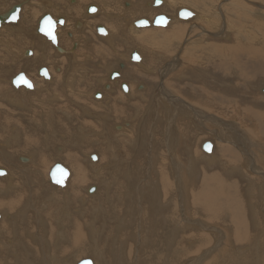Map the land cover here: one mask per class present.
I'll use <instances>...</instances> for the list:
<instances>
[{
    "label": "rangeland",
    "instance_id": "1",
    "mask_svg": "<svg viewBox=\"0 0 264 264\" xmlns=\"http://www.w3.org/2000/svg\"><path fill=\"white\" fill-rule=\"evenodd\" d=\"M14 1H11V3ZM46 1H49L53 5V9L59 10V8H60L61 11L63 10L62 12H67L68 10L66 11L65 9L69 8L74 3V2H71L70 0L68 2H66L67 0H62L63 5L60 6L57 4L58 3L57 1L56 2L54 0H46ZM128 1L130 3H133V1H134L135 5H136L135 9H136L137 14H134L135 17H133V18H145V19L149 20L150 22H152V20H151V19H153L152 17L157 16V15L168 14L171 17L169 23L164 27V29H161L162 27L160 28L161 30L155 29V28H152V25H151L149 28H147L145 30H142V31L139 30V33L140 32H148L149 33L148 35H151V32L154 31V29H155L158 31L160 30L162 33L167 32V34H170L178 26H185L189 32V34L188 33L185 34V37L188 40L185 39L184 36L177 34L178 39L176 37V39H174L171 43H169L168 48H166V45L163 46L161 44L162 42L166 43L168 39H165V38L161 37L160 35L155 36V38L150 39V40H155L156 43L159 41L161 42L159 44L162 47L159 48L160 45H158V48H159L158 50L160 51V53L159 54L153 53V57H155V59L158 60V61L156 60V63H164V62L169 61L170 54H168V53L175 52V49L176 50H182L183 49L182 46L184 48H186V45L189 42L192 43L191 45L211 44V45L215 46V49H211V47H209L208 48L209 50H207V51L199 50V49H191L188 53V55L189 56L191 55V56L188 57L187 58L188 60H185V62L182 64V72L184 75H180V76L176 77L175 80H173V81H172V79H173L172 76H174V72L171 73V74H173L172 76H171V74L166 75L164 69H167V67L159 68L160 64H158L159 67L155 66V64H153V69H154L153 73L145 74L146 73L145 70L140 71L141 73H139L140 76L138 78V82H136V84H139L137 87V91L141 92L144 89V86L142 85V83L144 85L147 84L146 88H147V86H149V87L147 88V91L144 94L145 95L144 98H146V99H142L140 97L127 98L126 103L128 100H129L128 102H130V103L129 104L123 103V105H125V106L121 109L118 105L119 102L113 100L114 98H116L118 96V92H116V90L110 91L106 87H104V88L101 87V91L99 89L103 80L105 83L108 81L112 83V81H110L109 78L107 81V79H106L107 75L106 74H107V71L110 68L114 67L119 60L117 52H110V53L108 52L109 54L106 58L98 59L95 63H92L91 65H89L90 63H87V60H84V58H82L83 56L79 55L78 58L76 59V63L69 61V60H67V61L63 60V63H64L63 66H61L60 64L54 63V65H57L55 68H54V66H52L51 63H53V61H56V58H55V56L53 57L52 55H50L48 60H47L48 64L44 63L43 66L37 65L36 68H38V66H40L39 68H42V67H45V65H46L45 68L49 69V70L51 69L52 71L51 70L50 71L55 76L57 75V77H58L59 75L62 74V76L60 77L61 80L58 78H57L58 79L57 80L55 78V81L58 83H61V81H62L60 87L58 86V88L56 90L57 92H55L53 90L54 87H53V83H51L52 80L51 81L47 80L48 81L47 82V81H45V79H43L39 75H34V74L32 75V77H28V75H27V77L29 78L30 81L32 80L34 82L36 91L37 90L49 91V89L51 87H53L52 90H53V92H55V95L53 96L54 100L52 97H49L48 99H46L45 95L47 93L43 96H39L37 93H34L33 91L24 92L23 90L22 91L19 90V88H24V87H18V89L17 88L14 89V87L12 85H10L9 88L12 90L13 94H15V96H19L23 103L24 102H27V103H24V104L22 103L23 105L21 104L20 106H14V105L10 106V105H8V102L6 104L5 101L3 103H1L0 106H2V105L6 106V107L5 106L2 107L3 108L2 112H1V108H0V114H1L0 117L1 116L3 117V118L2 117L0 118V120H1L0 123L3 122L2 124H0V126L2 128L6 129V127H5L6 121L15 120V119L18 120L17 118L21 119L20 116L22 117V119L25 118V120H28V119H26L27 114H25V113L28 112L29 106L31 109V105H30V103H28L29 100L37 101L41 104L43 102H46L47 104L49 103V106L51 103L53 104V103L57 102L59 104L61 102V104L66 105V106H61L63 108L66 107L64 110L72 109V107H73L77 111L81 110L82 106L87 105L88 100L90 102H91V100H94L97 102L102 100L104 102L102 104V106H104V108L109 110V121H110L111 126H110V128H108L109 129L107 132L108 135L107 136L105 135L106 137H104V135L101 134L102 128L100 129V125L97 124L96 122H94L93 120H91L90 118H87L84 115L80 114L81 111H79L80 113H78L77 121H75L74 123H69V124L64 122V124L62 125V127L64 129L63 132H67V134L68 133H70V134L67 135L65 133L66 134L65 135L62 132L61 134H63V135H57V133H56L55 138L57 141L55 140V138L50 139L51 142H57V143H54L52 147H49V149H47L48 152H46V154L48 153L47 155L49 158L54 156L56 149H57V152L61 153L62 151H61L60 146L62 145V143L63 144L66 143L64 145L68 144V146H65V148H64L65 152H66V149H71V150L77 149V155H78L79 161L85 159V157H88L85 153L86 150L89 151V155L90 154L91 155H94V154L97 155L98 154L97 156H99L100 165H103V167H105V169H103L99 172H94L93 174H90V173L89 174H81L80 171H77L78 174H70V177L76 183L78 197L75 196L74 199L72 200V202L69 201V206L71 205V207L67 208L65 206L66 207L65 213H67V215L65 217L63 216L62 221L59 220L61 225L59 223V224H57V226H56V223H53V222H56L59 217H62V212H61L62 210L60 211L59 209L55 208V206H56L55 204L58 203L59 205H61L64 203V199H63L62 195H63V190L65 187L61 189V188L54 187L53 185L50 184L53 187V189H52V187L50 188L49 184H46L47 183L46 179L44 182V179L42 177H40V182H39V192L40 193L36 194V196L35 195L33 196V198L37 197L36 200L34 198L35 207H36L33 209L34 212L33 211L30 212V211L24 210L22 208L21 209L22 211L21 210L18 211L20 214L17 213L16 211L13 212L14 214H11L12 212H10L7 209V213L10 216L5 215V218L3 220L5 223H3V221H2V223H0L1 224L0 230L2 228L7 229V225L9 222H12V224L17 228V229L15 228V229L18 230L17 232H16V230H13L14 232L11 230L5 231V234H4V231H2V230H1L2 232L0 231L1 232V234H0L1 235L0 236L1 243L0 244L3 245V248L5 247L4 248L5 251L3 248H0V250L3 249V251L6 252L8 247L10 246L9 251H7V252H9L11 255L10 256L6 252V254H7V257H6V254L3 253L4 258L2 257L1 260L8 258L9 264H19V262H21V264H25V263L26 264H33V263L34 264H43V262H44V264H56V263L52 262L53 261L52 259H50V261H49L48 258L54 255V251L56 248H57V250H59V253L63 252L62 248H69V246H70L69 241L73 238V234L71 235V233L75 232V230L77 228V229H82L83 233H84V242L82 243V245L80 247L82 250L80 251V254L78 253L79 256L75 255L76 257L73 256L71 253L61 256L60 259H64V262H66L67 264H74L75 263L74 261H76L77 258L80 259V261L83 259H90L91 261H94L93 262L94 264H98V263L99 264H123L124 262H125L124 264H134V262H136V264H140V263L143 264L142 263L143 259L146 258L148 253H149L148 261H147V263L145 262V264H158V263L159 264H194V263L200 264L201 262H202L201 264H239V263L240 264H264V203L261 202L262 200H264V197H263L264 191H262V194H261V192H259V188H260L259 186L262 185V184L259 185V181H260L259 176L258 175L256 177L250 176L251 173L252 174H256V173L262 174L264 172L263 162H259V161L257 162L258 168L256 169L255 173L253 172L254 170L251 166H250V169H248L246 167L245 170H242L243 169V168H241L243 165L242 161H244L246 159V158H243V156L241 155L243 152H240V150L238 148L236 149V148H233V146L232 147L228 146V144H226L224 142L221 143L220 141H215L214 135L209 133L210 129H212V125H211L212 122H221L222 123V121L232 120L235 122V126H236V127H233L234 133H238V134L241 133L243 135L244 140H249L250 137H249L248 131L254 129V126L251 125L249 122L252 121L254 114L257 113V114H259V116L264 117V93H262V90L259 89L260 87L264 88V76H263L264 72L262 69H260V70L259 69H256V70L253 69L254 72L251 70L252 74L250 75L252 77L249 79L247 77V75L250 74L249 69L258 66L257 62L259 60H253V58L251 57L252 54H256L258 52V56H260V59L262 58L260 61H263V66H264V59H263V57H264V0H197V1H195V4H193V5L191 4L192 1H190V2L184 3V4H186V6L179 5L180 7L177 6L178 3H175V2H173L174 6L172 7L169 0H163L164 2H161V5L159 7H152V5L150 3H148L151 0H147V1L146 0H128ZM76 3H79V2H76ZM76 3H75V6L78 5ZM118 3L120 4L119 6H121V2L118 1ZM140 5H142V6H140ZM127 7L125 5L126 9H128ZM178 7H179V9L186 8L187 10H190L191 12H194V13L196 12L197 14L195 13L196 14L195 17H193V18L191 17L187 20H181L179 18L175 19L176 18V16H175L176 10H174V9H178ZM139 8L141 10H139ZM157 8L159 10L160 9L161 10L158 11ZM82 10H83V8H82ZM197 11L199 12V15L201 14L200 18L198 17L199 15H198ZM68 12L70 13L71 11L69 10ZM82 13H83V11H82ZM145 14H146V16H145ZM202 16H203V18L207 17L206 19L209 18V19L213 20V23H210V22L202 19ZM243 16H246V17H243ZM124 18H126L127 22H129V23L123 21ZM27 19H29V18L27 17ZM77 19L79 21L80 20L83 21L82 18L81 19L80 18H73V20H77ZM97 19H98V21L100 20L99 17H97ZM122 19H121L122 23H123L122 27L129 29L128 27H131V22H130L131 19L127 16H123ZM214 20H215V22H214ZM32 22L35 23V20L32 21L31 19H29L28 22L25 24L26 32L27 33L29 32L27 34L26 38H30L29 34L31 33V31L29 30V28H30ZM99 22L102 23V21H99ZM113 23L117 24L118 21L114 20ZM214 23H216L218 25H216ZM89 28H93V27H91V25H90ZM71 30H73V27L71 28ZM135 30H137V29H135ZM126 32H127V34H129L128 30H126ZM228 33L230 34L231 37L229 36ZM247 34H248V36H247ZM190 35H192V36H190ZM235 35H236V37H235ZM2 37H4V36H0V38H2ZM41 37H44V36H41ZM67 37L70 38L69 36H67ZM157 39H158V41H157ZM144 40H146V35L145 36H138L137 40H135L136 41L135 45L140 44L139 42L144 41ZM196 41H198L199 43L201 42V43L199 44ZM120 42H124V41H120ZM97 44L101 45L102 43L99 40V43L97 42ZM140 45H139V50L140 49L143 50V48H140L143 46L142 45L140 46ZM224 45L226 47H223ZM27 46H32V45L29 44ZM27 46L24 48H27V50H29L30 48H28ZM65 46H67V44H65ZM107 46H108V44H107ZM128 47L129 46H127V47L125 45L123 46V44L120 45L121 49L119 48L118 52H121L122 58L123 57L126 58L127 53L130 52ZM189 47H191V46H189ZM19 49H21V48H19ZM136 49H138V48H136ZM66 50L69 51V49H66ZM231 50H232L233 57H235L239 62H241V63H239L240 68L238 70H234V66H231L232 72H231V69H230V72L232 75L228 74V71H227V74L225 72H223L222 71L223 68H221V70H218L216 68L217 58L223 57V55L227 58L229 53L227 54L226 51H231ZM14 51L19 52V50H11V49L9 50L8 47L0 45V58H1L0 67H1V64L4 63L3 68L6 66L4 70L8 71L7 74L9 76H12V74L13 75L19 74V73H21V70H24L23 67H21L20 69H19V67H16L14 69H10V64H8L5 61V56H8V59L10 61H12L11 55L13 54ZM74 52H76V51H74ZM30 54L32 55L31 52H30ZM89 54H91L90 51H89ZM60 56H62V55H60ZM167 57H168V59H165ZM60 58H62V57H60ZM125 58H123L124 59V60H122L123 62L122 61H120V62L124 63L126 61ZM23 59H24L26 64L28 62L32 61V60L26 59V58H23ZM16 60L19 61V58L17 57ZM60 61H62V60H60ZM141 61H140L141 63L138 62L139 67H142V63H144V61L142 59H141ZM70 63H73L72 67H70V65H71ZM18 64L20 66L21 63L19 62ZM68 64H70V65L67 67ZM149 64H148V66H149ZM206 64H207V67L205 66ZM229 65H232V63L230 62ZM57 67H59V68H57ZM99 67H100V69H99ZM115 68L117 69L118 67L115 66ZM119 68H120V66H119ZM33 69H35V68H31V70H33ZM155 69L158 72L157 75H156ZM228 69H229V67L227 68V70ZM221 71H222V73H221ZM99 72H100V74H99ZM143 73L145 74V76ZM253 73H255V74L253 75ZM160 74L162 75V77ZM164 74L166 76H164ZM234 74H235V76H234ZM66 76H68V77H66ZM142 76L144 77V79ZM169 76H171V80H169L170 79ZM98 77H100V78H98ZM196 78H198V79L196 80ZM6 79H7V77H5L3 79L5 81H2L5 84L8 83L6 81ZM180 79L182 82L180 81ZM155 80H157L158 83L160 82V84L158 85V83ZM162 81H164L165 83ZM183 81H184V83H183ZM153 82L155 83L154 85H153ZM169 82H170V84L171 83L172 84L168 85ZM5 84H4V86H5ZM65 84H66V86H65ZM72 84L74 85V87L71 90ZM106 84H108V83H106ZM113 84L116 85L115 83H113ZM174 84H176V85H174ZM233 84H234V86H233ZM160 85L161 86L165 85V87L167 89V90L165 89V91H167V93H169V94L173 93L176 96H180L181 98H184L188 104H192V107H194L197 110L199 109L198 111H200V109H201V111L203 110L201 112L202 117L199 114L196 115L190 111H187V113L184 114V115H188V118H190V120H192V122L196 123L195 122L196 119L204 121V122H201L198 124L199 127L203 125L202 123L206 122L204 124V128L206 127V129L202 130L203 132H201V129L197 128L195 125L193 126L192 125L193 123H191L190 120L185 119L183 121V118L178 116L180 118L177 117L176 122H178L179 120H181V122L177 123L178 125H176L175 131L179 136L175 137L176 145L171 147V153L169 151V147L166 145V144L169 145V143H168L169 141L166 139V137H165L166 133L164 131V129L167 130V127H165V124L169 123V122H165L166 118L163 114H161L162 110H160V107L155 108V106H157V105L152 103V101H151L152 93L159 94L157 92V90L161 91V89H159V88H161ZM180 85H181V87H179ZM185 85H186V87H185ZM32 87H33V85H32ZM43 87H44V89H43ZM66 87L68 88V90ZM189 87H191V88H189ZM163 88L164 87L162 86V89ZM185 88H187L188 91L185 90ZM102 89H104L105 92H103ZM183 89L185 91L181 93V90L183 91ZM228 89L231 91H229ZM232 89L234 92H232ZM201 90L203 91V93L199 94L198 92ZM108 91H109V93H108ZM112 91H114V92H112ZM14 92H16V93H14ZM97 92L100 93V97H97L98 99H96V97L94 96V94ZM187 92L189 94L190 93L191 94L189 95V94H187ZM68 93H70V94L72 93V94L70 95ZM77 93H79V94H77ZM114 93H116L115 96H114ZM146 93L149 96L148 98H147ZM179 93H181V94H179ZM36 94L38 95V97ZM123 94H124V92H123ZM169 94H166V95H168L169 97L174 99V97L172 95H169ZM75 95H77V96L79 95V96L77 97ZM186 96H187V98H186ZM194 96H195V98L197 97V99H195V101H194ZM198 96H200V97L198 98ZM201 96H203V97H201ZM124 97H128V96L126 95ZM38 98L40 100L45 98V100L43 102H40V100ZM50 98H52V99H50ZM161 98H163V97L161 96ZM190 98H193V99L191 100ZM232 99H234V100L230 101ZM234 101L236 102V104L241 103L239 108H237V110H234V111L230 108L226 109L228 107L227 105L228 104L230 105L231 103L234 104L235 103ZM193 102H196L197 105L195 106V104ZM91 103H93V102H91ZM152 104L154 105L153 110L151 108V107H153ZM27 105H28V107H27ZM185 105L187 106V104H185ZM6 108H9V109L6 110ZM104 108H100L98 106H96V107L91 106L92 110L96 109L92 112H98V113H104L105 112ZM189 108L192 110L191 107H189ZM37 109L40 112V109L39 108H37ZM151 110H152V112H150ZM260 111H262V112H260ZM203 112L206 113V114H204L206 117L203 115ZM4 113L12 114L10 119L7 117V120H5ZM14 114H15V116H14ZM59 115H62V114L59 113ZM24 116H26V117H24ZM249 116L252 119H250ZM209 117H210V119L207 121V119ZM133 119H134V121H133ZM213 119H214V121H213ZM257 119L259 120L260 117H257ZM72 120H74V119H72ZM125 120L127 123H130L129 127L123 128L122 130L112 128V126L114 127L115 125L120 126L121 123H123ZM81 122H83V126H85L84 129L79 126L81 124ZM51 125H53L55 129L57 127H60V131H62L61 126H57L53 122L51 123ZM207 125H210L211 127L207 126ZM22 126L24 128L30 127V124H22ZM32 126H33L34 130L37 131V127L35 125H32ZM106 126H108V124H106ZM178 126H179V128H178ZM183 126L187 127V129H186L187 131L185 129H183ZM1 127H0V133H1L0 136H2L3 135L2 132L5 131V130L2 131ZM77 127H78V129H77ZM193 127H195V128H193ZM98 129H100V131ZM43 130H44V127H42L41 131H37V132L40 135H43ZM216 130H217V134H218L219 128ZM75 131L77 133L74 136H71L69 139H66V138H68L69 135H71ZM221 133H222L221 138L225 139L223 141H226L229 139H230L229 141H231V142L234 141L233 136L229 137L227 131L224 130L223 132H220V134ZM253 133H254V131H253ZM61 136H63L64 138ZM107 137H109L111 139L113 138L112 140L117 139V140H115V142L116 141L117 142L114 143L112 150H111V148H109L106 145L105 138H107ZM58 138H59V140H58ZM206 138H208V139H206ZM61 139L63 141L65 139V141L63 142ZM200 141H201V143H200ZM181 142H182V144H181ZM204 142H210L213 146L216 145L215 144L216 142L221 143V144H218L217 152L215 153V156L213 157L215 160L213 158H210L211 161L213 159L214 163H212V164H208V162H207L208 159H206L204 157V154L209 155L211 153H205L199 147V145L202 146V144ZM260 142L263 143L261 149H262V153H264V139L261 138ZM246 144H248V143H246ZM56 146H58V147H56ZM225 146H227L226 148H228L229 151L224 150ZM166 148H167V150H166ZM242 151H244V150H242ZM82 153H85V157L79 155ZM248 153H249V157L252 159V162L254 164V160L252 158L251 152L248 151ZM199 154L202 155L204 159ZM258 155H259V157L263 156L262 154L260 155L259 153H258ZM108 156H109V159L112 156V162H111L110 166H108L109 164H107V166H106V163H105L107 161ZM161 158H162V160H161ZM87 160H88L87 162L93 163L91 160H89V159H87ZM169 160L172 163H175V165H179L178 167L181 166L179 168V170L177 171L179 173L178 175L175 174V172H171L170 167H169ZM56 161L60 163V161H58V160H56ZM97 161H98V159H96L93 164H95ZM30 162L32 163V161L30 160L25 165V164H22V163L17 161L16 166L23 169V168L28 167L31 164ZM50 162L47 165H49ZM62 162H61V164H63ZM72 162L74 163V161H72ZM79 163L80 162H78V164ZM241 163H242V165H241ZM0 164H4V162L0 161ZM63 166H65V165L63 164ZM0 168H2V167H0ZM3 168H4V166H3ZM5 168H7V167H5ZM38 169L41 170L42 167H38ZM116 169H117V171H116ZM221 169H223V170L220 171ZM233 169H234V172H233ZM199 170H200V172H199ZM188 171H190V172H188ZM223 171H227V172H224L222 174ZM240 171H242L243 173L241 174ZM238 172H240V173H238ZM192 173H194V174H192ZM30 174H32L33 176L37 175V174H33L32 172H30ZM148 175L150 176L149 180L152 179L151 182L157 181V180L162 182L163 179L165 177H167L169 180L168 183L171 184L170 187L164 186L163 188H161V191H163L162 189L168 190V192H169L168 197L172 200L170 202L171 208L167 207L165 209V211L163 212L162 217H163V219H165V223H161V225L164 224V226L159 225L160 222H163V221H161L160 213L157 212V205L154 204V201L151 198L146 197L145 191L148 189H150V190L154 189L153 186H150V188H149V186L147 185L148 181H144V178H146ZM174 175L179 176V178L181 177L180 181H179V185L182 183V187H180L182 190L180 189V191H181L180 193L178 191L179 188L176 185L177 180L175 179L176 177ZM263 175H264V173H263ZM209 176L210 177L216 176L215 177L216 181L215 180H208L207 178H205V177H209ZM245 177H247V178H245ZM47 178H48V174H47ZM121 179H123V180H121ZM18 180L19 181L22 180V181H20V183H22V187L28 186L29 185L28 182H30V181H28V179H18ZM41 180H43V181H41ZM41 182H42V184H41ZM250 182L252 183L253 187H252V185L249 184ZM24 184H25V186H24ZM71 184H72V182L69 185H71ZM92 186H94L95 188L99 187L101 190L97 189V192L95 194H92V196H90V197H86L87 196L86 193H88L89 188ZM227 186L231 191L224 193V191L227 189ZM42 187H45L47 189H45V188L42 189ZM158 189H160V187ZM172 189H174V190H172ZM242 189H244V190H242ZM234 190H236L239 193V196L241 197L242 200H244L243 196L245 197L244 202L254 201L253 203L255 205V208L249 207L247 209L245 204H242L241 207L240 206H234L233 207V208L238 207L240 210L236 211V210H233V208L228 210L226 205L223 204V203H225L226 198H227V200H229L231 202L235 201L233 203L239 202V201H237V194H235ZM43 191H44V193H43ZM172 191H174V192H172ZM186 191H187V193H186ZM199 191H202L200 194V197H195L197 195L195 193L196 192L199 193ZM29 192H30V190H29ZM47 192H48V194H47ZM213 192H214V194H213ZM210 193H212V196ZM259 193L261 194V196L259 195ZM57 195H59L58 198L56 197ZM192 195H193V198L196 202L192 203ZM228 195H229V197H228ZM154 196H152V197H154ZM207 196H209V197H207ZM218 196H220V197L218 198ZM230 196H233V197H230ZM52 197H53V201L51 200ZM182 197H183V199H185V202L182 201ZM205 197H207V198H205ZM253 197H255V198H253ZM44 198H46V199L44 200ZM199 198H201L203 202L209 198L210 200H212L213 203L208 206L209 209H202L203 207H205V205L202 204V202H201V200H199ZM213 198H214V200H218V201L216 203H214ZM246 198H248L247 199L248 201H246ZM209 199L206 201H210ZM39 200H40V203H39ZM49 200L51 202H49ZM86 200H87V202H86ZM221 200H223V201H221ZM157 202H159V201L157 200ZM200 204H202V207ZM39 205L40 206L43 205V206H41L43 208L40 209L41 207ZM159 207H160V204H159ZM191 208L193 210H191ZM199 208L202 210H200ZM17 209H18V207H17ZM23 210L26 211V213ZM195 210L200 212V213L197 212L198 214L196 215ZM224 210H225V212H224ZM28 212H30V213H28ZM42 212H43V214H42ZM44 212H45V214H44ZM48 212H49V215L46 216V214H48ZM52 212H53V214H51ZM23 214H25L26 217L29 216L28 219ZM54 214L56 215V217L52 216ZM42 215L44 218L42 217ZM23 216H24V219L22 218ZM32 216H33L34 221L30 222L32 219ZM48 216H50V217L52 216L53 219H51ZM36 217H37V219H36ZM40 217H41V219L43 218L45 220H43V219L41 220ZM156 217L158 218V221L160 219V222L156 221L157 220ZM185 217L187 218V220L184 219ZM210 218H211V220H210ZM14 219H15V221H14ZM25 219H26V221H25ZM16 220L19 222L17 223ZM120 220H121V227L119 229H117L119 227ZM169 220H171V221L169 222ZM22 221L23 222L25 221L24 223H26L27 226H29V227L25 226V224ZM42 221H44L43 222L44 224L43 223L41 224ZM155 221H156V224H155ZM166 221H168V222H166ZM236 221H238V222H236ZM88 222H90L91 224ZM32 223L33 224L35 223L36 225L35 224L33 225ZM45 223H47L46 228H44ZM63 223H65V224H63ZM196 223H198L199 226ZM16 224H18L20 227L17 226ZM74 224H77V227H73ZM89 224L92 225L91 229H90ZM43 225H44V227H43ZM52 226H56V227H52ZM60 226H61L60 230H63V232H61L59 230ZM62 226H63V228H62ZM224 226H225V229H224ZM38 227H41L42 229L41 228L39 229ZM43 228L45 230V233H44ZM93 228L95 230H92ZM54 229H55V232H54ZM183 229H185V230H183ZM30 230L33 232V234L35 233L38 235L34 241L30 237V235H31ZM119 231L121 234L119 233ZM19 232H22V233H19ZM42 232L44 233V235L46 234L45 237H44ZM51 232H52V234H51ZM60 232L62 233L61 238H60V235H61ZM66 232H67V234H66ZM23 233H24V237H23ZM39 234H41V236ZM68 235H70L71 239H69L70 237ZM66 236H67V238H66ZM25 237H27V238H25ZM144 237L147 239H145ZM2 238H4V239H2ZM41 238H42V240L43 239L44 240L39 242ZM46 238H47V240H46ZM75 238H77V237H75ZM12 239H16V241L14 242V240H12ZM23 239L30 241L32 244H36V245L39 244V246H41V247L37 246V250L32 253L31 251H29V248L24 249ZM93 239H95V241ZM6 240L7 241L9 240V242H10V243H6L8 247H6L3 244V241L5 242ZM153 240L155 241L154 246H152V243H151V241H153ZM46 241H48L49 243H46ZM50 241H51V243H50ZM55 241L59 242V244H56ZM17 244H19V245L21 244L22 247L17 246ZM45 244H48V246H46ZM61 244H63V246ZM139 244H140V249H139ZM42 245L45 247L44 249H42ZM93 246H96V248H97V249L95 248L96 249L95 251L102 254L101 258L98 255H97L98 257L97 256L94 257V254L91 252L92 250H94ZM59 247H60V249H59ZM15 248H17V249L15 251H13V249H15ZM52 248H54V249H52ZM89 248H92V249H89ZM40 249L43 250L44 252H46V254H48L47 253L48 250L52 251V253L50 252V256L49 255L44 256ZM87 250H89L88 253H85V255H83L84 251H87ZM118 250H120L122 252H120ZM15 252H19L22 255L20 258L22 259L24 256L25 259L23 258L24 260L22 259L20 261H19V259L16 260L17 257H15V254H14ZM0 253H2V251H0ZM51 254H53V255H51ZM37 255H38L39 259H37ZM139 255H141V261L139 260ZM39 256L40 257L42 256L41 258L43 260ZM67 256H69V257H67ZM45 257L47 258V261L45 260L46 259ZM214 258H215V261H214ZM235 258H239V259H235ZM10 259H12L11 260L12 263H11ZM34 259H36V260L34 261ZM119 259H120V261H119ZM24 261H26V262L24 263ZM38 261H40V263ZM68 261L71 263H69ZM199 261H200V263H199ZM47 262H49V263H47ZM58 264H60V263L58 262Z\"/></svg>",
    "mask_w": 264,
    "mask_h": 264
},
{
    "label": "bare ground",
    "instance_id": "2",
    "mask_svg": "<svg viewBox=\"0 0 264 264\" xmlns=\"http://www.w3.org/2000/svg\"><path fill=\"white\" fill-rule=\"evenodd\" d=\"M11 1H14V0H0V15H2V14H4L5 12H7V11H9L10 10V8L11 7H13V5H17V4H20L21 5V9H20V12H19V17H18V20H17V22L16 23H13V24H9V23H2V25H0V36H4V37H2V38H0V45H2V46H6V47H8V49L10 50H19V52L18 51H14L13 52V54L11 55V60L12 61H10L9 59H8V56H5V61L8 63V64H10V69H14V68H16V67H19V69L21 68V67H23L24 68V70H21V73L22 72H24V74L26 73V75H28V77H32V75L34 74V75H37V72H38V69H39V67L40 66H38V68H36L37 67V65H41V66H43V64L44 63H47L48 64V58H49V56L50 55H52L53 57L55 56V58H56V61H53V63H51L52 64V66H54V68L57 66V65H54V63H56V64H60L61 66H63V60H69V61H72V62H75L76 63V59L78 58V56L79 55H81V56H83L82 58H84V60H87V63H90L89 65H91L92 63H95L98 59H104V58H106L107 56H108V52H107V49H109L110 50V48L113 50V51H115V52H118V50H119V48H120V45L121 44H123V46L125 45L126 47L127 46H129L128 48H129V50L130 51H132L135 47L136 48H138V49H134V50H136L137 51V53L139 54V57H140V60L142 59L143 61H144V63H142V67H139L138 66V64L136 65V64H132V63H130L129 62V60H128V58H129V53H128V56H126V61L123 63V65H122V68L121 69H123V70H121V69H118L117 71L120 73V72H122L121 74H122V78L120 79V80H117V79H114L113 81H112V83L111 82H106V83H108V84H106L105 82H104V80L102 81V83H101V86L99 87V89H100V91H101V87H106L108 90H116V92H118V96L116 97V98H114L113 100H115V101H117V102H119L118 103V105H119V107H120V109L121 108H123L125 105H123V103H126V99L127 98H130V97H140V98H142V99H146V98H144V94H145V92L147 91V88L149 87V86H147V88H146V85H144L143 83H142V85L144 86V91L142 90L141 92H139V91H137V87H138V85L139 84H136V82H138V78H139V74L138 73H141L140 71H142V70H145V74H150V73H153V71H154V69H153V64H155V66H158V64H160V67L159 68H161V67H167V69H164L165 70V73H166V75L167 74H171V73H173L174 72V76H172L173 74H171V76L173 77V79H172V81L173 80H175V78L176 77H178V76H180V75H184L183 74V72H182V64L185 62V60H188L187 58L188 57H190L189 55H188V53H189V51L191 50V49H199V50H204V51H207V50H209L208 48L209 47H211V49H215V46L214 45H211V44H206V45H191L192 43H188L187 45H186V48H184L183 46H182V50H176L175 49V52H172V53H168V54H170V57H169V61H167V62H164V63H156V60L157 59H155V57H153V53H157V54H159L160 53V51L158 50L159 48H161L162 46L160 45L159 46V48H158V44L159 43H161L160 41L159 42H155V40H150V39H152V38H155V36H161V37H163V38H165V39H168L167 40V42L166 43H164V42H162L161 44L164 46V45H166V48H168L169 46H168V44L169 43H171L174 39H176V37H177V39H178V36H177V34H179V35H181V36H184V38L185 39H187L186 37H185V34H189V32H188V30H187V28L185 27V26H178L177 28H175L174 29V31H172L170 34H167V32L165 33V32H161L160 30L158 31V30H155L154 29V31H152L151 32V35H148L149 33L148 32H140L139 33V30L137 31V30H135L134 28H132V26L131 27H128L129 29H127V28H124V27H122V20H119V18H120V16L122 15H120L119 13H122V12H124L123 10H124V7H123V5H122V3H121V6H119L120 4L118 3V1H120L121 2V0H108L107 1V4L110 6V13H112V14H116L117 16L115 17V19H108V21L110 22L109 23V25H108V28L110 29V36H109V38L108 39H106V38H103V39H97V36H95V33H96V28L98 27L97 25H101V23L99 22V21H101V20H99L98 21V19H97V17H99V15H101V14H103L104 12L106 13L107 11H108V9L107 8H105L104 7V4L105 5H107L105 2H106V0H70L71 2H74L73 3V5L72 6H70L69 8H67V9H65L66 11L68 10H70L71 12L69 13L68 11L67 12H62L61 10H60V8H59V10L62 12H60L58 9H53V5L49 2V1H46V0H15L14 2H12L11 3ZM55 2L57 1L58 3V5H63V1L62 0H54ZM69 0H67L66 2H68ZM126 1V0H125ZM147 1V0H146ZM190 1H192L191 2V4L193 5V4H195V1H197V0H169V2L171 3V6L173 7L174 5H173V2H175V3H178V5L177 6H179V5H181V6H186V4H184V3H186V2H190ZM76 2H79V3H76ZM123 2V1H122ZM145 2V1H144ZM152 2H153V0H151V1H149L148 3H150L151 5H152ZM161 2H164L163 0H161ZM168 2V3H169ZM70 3V2H69ZM75 3L76 4H78V5H76L75 6ZM127 3H128V0H127ZM126 3V4H127ZM202 3V2H201ZM200 3V4H201ZM90 4H94L93 6H96L97 7V9H99L98 11H99V15L98 16H96V17H94V18H88L87 17V14L85 13V10H86V7L88 6V5H90ZM146 4V3H145ZM166 4V3H165ZM68 5V4H67ZM168 5V4H167ZM57 6V5H56ZM113 6V7H112ZM140 6H142V5H140ZM145 6V5H144ZM170 6V7H171ZM188 6V5H187ZM66 7V6H65ZM104 7V8H103ZM135 7H136V5H135V2L133 1V3H131V6H130V8L127 10V11H125V13H123V15H125V16H127V17H129L131 20H130V22H132V20H137V18H133V17H135V15L134 14H137L136 13V9H135ZM138 7V6H137ZM180 7V6H179ZM179 7H178V9H179ZM82 8H83V10H82ZM88 8V7H87ZM169 8V7H168ZM151 9V8H150ZM149 9V10H150ZM171 9V8H170ZM178 9H174V10H178ZM186 9V8H185ZM103 10H104V12H103ZM139 10H141L140 8H139ZM146 10V9H145ZM148 10V11H149ZM157 10L158 11H160L158 8H157ZM207 10V9H206ZM205 10V11H206ZM82 11H83V13H82ZM138 11V10H137ZM176 11H175V13H176ZM190 11V10H189ZM103 12V13H102ZM152 12V11H151ZM198 12V11H197ZM237 12V11H236ZM241 12V11H240ZM43 13H49L50 15H52L54 18H59V16H62L63 17V19H64V21H63V26H61L60 28L57 26V29H56V37H57V49L50 43V41H48V40H46L44 37H41L40 35H38V34H36V29H37V25H38V20H39V18H40V16H42V14ZM98 13V12H97ZM139 13V12H138ZM196 13V12H195ZM194 12H192V18L193 17H195L196 16V14H195ZM213 13V12H212ZM243 13V12H242ZM48 14V15H49ZM109 14V13H108ZM112 14H110V15H112ZM158 14V13H157ZM44 15V14H43ZM49 15V16H50ZM106 16H108L107 14H105ZM198 15H199V12H198ZM201 15V14H200ZM198 16L199 18L201 17V16ZM145 16H146V14H145ZM176 16V15H175ZM27 17L29 18V19H31L32 21H34L35 20V23H33L32 22V24H31V26H30V28H29V30L31 31V33L29 34V37L31 38H26V36H27V34L29 33H27L26 32V26H25V24L28 22V20L29 19H27ZM82 17V19H83V21L82 20H73V18H81ZM243 17H246V16H243ZM52 18V17H51ZM108 18V17H107ZM123 18V17H122ZM153 18V17H152ZM207 18V17H206ZM206 18H203V16H202V19H204V20H206V21H208V22H210V23H213V20H211V19H206ZM138 19H140V18H138ZM176 19V18H175ZM55 20V19H54ZM57 20V19H56ZM114 20L116 21H118V23L117 24H115V23H113L114 22ZM152 20V19H151ZM187 20V19H186ZM123 21H125V22H127V19L126 18H124V20ZM178 21V20H177ZM203 21V20H202ZM201 21V22H202ZM31 22V21H30ZM214 22H215V20H214ZM127 23H129V22H127ZM173 23V22H172ZM178 23V22H177ZM219 23V22H218ZM29 24V23H28ZM186 24V23H185ZM214 24H216V23H214ZM255 24V23H254ZM91 25V27H93V28H89V26ZM120 25V26H119ZM216 25H218V24H216ZM25 26V27H24ZM119 26V27H118ZM130 26V25H129ZM151 26V22H150V25H149V27ZM200 26V25H199ZM220 26V25H219ZM29 27V26H28ZM73 27V30H71V28ZM217 27V26H216ZM159 28V27H158ZM106 29V28H105ZM114 29H119V32H118V34H117V37L115 38V30ZM146 29V28H145ZM86 30V31H85ZM126 30H128V33L129 34H127V32H126ZM210 30V29H209ZM140 31H142V30H140ZM229 31V30H228ZM80 32V33H79ZM108 32V31H107ZM84 33V34H83ZM109 33V32H108ZM238 33V32H237ZM83 34V35H82ZM229 34V33H228ZM235 34V33H234ZM80 35V36H79ZM128 35V36H127ZM146 35V40H144V41H141V42H139L143 47H140V48H143V50H139V45L140 44H138V45H135L136 44V41L135 40H137V37L138 36H145ZM238 35V34H237ZM67 36H69L70 38H68ZM180 36V37H181ZM188 36V35H187ZM190 36H192V35H190ZM229 36H230V34H229ZM247 36H248V34H247ZM231 37V36H230ZM235 37H236V35H235ZM162 38V39H163ZM48 39V38H47ZM204 39V38H203ZM99 40H100V42L101 43H107L108 44V46L110 47V48H107L106 50L102 47V44L101 45H98L97 44V42L99 43ZM164 40V39H163ZM188 40V39H187ZM49 43H48V42ZM120 41H124V42H120ZM157 41H158V39H157ZM165 41V40H164ZM196 42H198V41H196ZM199 43V42H198ZM201 43V42H200ZM199 43V44H200ZM204 43V42H203ZM29 44H31L32 46H27V45H29ZM65 44H67V46H65ZM205 44V43H204ZM64 45V46H63ZM140 45V46H141ZM182 45V44H181ZM28 47V48H30L29 50H27V48H24V47ZM106 46V45H105ZM107 46V47H108ZM189 46H191V47H189ZM222 46V45H221ZM223 47H226L225 45L223 46ZM19 48H21V49H19ZM24 48V49H23ZM58 49H60V51H58ZM66 49H69V51L68 50H66ZM78 49V50H77ZM121 49V48H120ZM26 50L27 51H30L31 53H32V55L30 54V55H28V56H26ZM76 51V52H74V51ZM89 51L91 52V54H89ZM122 51V50H121ZM88 52V53H87ZM227 52V54H228V57L226 58L224 55H223V57H218L217 58V61H216V68L218 69V70H221V68H223L222 69V71L223 72H225L226 74H227V71H228V74H231V72H232V69H231V66H234V70H238L239 68H240V64L239 63H241V62H239L235 57H233V55H232V50L231 51H226ZM223 53V52H222ZM54 54V55H53ZM167 54V55H168ZM60 55H62V56H60ZM121 55L122 54H118V62L116 63V65L115 66H117L118 67V65L121 63L120 61H122V60H124L123 58H125V57H121ZM142 55V56H141ZM162 55V54H161ZM124 56V55H123ZM150 56V57H149ZM158 56V55H157ZM17 57L19 58V61H17L16 59H17ZM60 57H62V58H60ZM251 57L253 58V60H259L257 63H258V66L257 67H254V68H251V69H249V71H250V74H248L247 75V77H248V79L249 78H251L252 76H250L251 74H252V71L254 72V70L253 69H262L263 70V72H264V66H263V61H260L261 59H260V56H258V52L256 53V54H252L251 55ZM23 58H26V59H30V60H32L31 62H28L27 64L25 63V61H24V59ZM15 59V60H14ZM116 59V58H115ZM165 59H168V57L167 58H165ZM263 59H264V57H263ZM9 60V61H8ZM60 60H62V61H60ZM163 60V59H162ZM0 61H1V58H0ZM111 61V60H110ZM158 61V60H157ZM21 63L20 64V66H19V64L18 63ZM51 62V61H50ZM49 62V63H50ZM120 62V63H119ZM123 62V61H122ZM139 62V61H138ZM138 62H136V63H138ZM142 62V61H141ZM140 62V63H141ZM231 62L232 63V65H229V63ZM109 63V62H108ZM150 63V64H149ZM192 63V62H191ZM71 64V65H70ZM70 64H68L67 65V67L70 65V67H72V65H73V63H70ZM148 64H149V66H148ZM243 64V63H242ZM3 65H4V63H2L1 64V67H0V104L1 103H3L4 101L6 102V104H7V102H8V105H10V106H12V105H14V106H20L23 102H22V100H21V98L19 97V96H15V94H13V92H12V90L9 88L10 87V85H11V79L13 78V74H12V76H9L7 73H8V71L7 70H4L5 69V67L3 68ZM110 65V64H109ZM60 66V67H61ZM115 66L114 67H112V68H110L108 71H107V76H106V79H107V77H108V75L110 74V72L111 71H114V69H115ZM120 66V65H119ZM125 66V67H124ZM148 66V67H147ZM206 67H207V64L205 65ZM253 66V65H252ZM45 67H46V65H45ZM204 67V66H203ZM219 67V68H218ZM229 67V69L227 70V68ZM31 68H35V69H33V70H31ZM57 68H59V67H57ZM158 68V69H159ZM180 68V69H179ZM99 69H100V67H99ZM157 69V70H158ZM163 69V68H162ZM230 69H231V72H230ZM247 69V68H246ZM51 70V69H50ZM49 69H48V71H49V78L48 79H46L45 81H47V80H49V81H51L52 80V82L51 83H53V87H51L50 89H49V91H45V90H35V84H34V82L31 80H29V78H28V80L31 82V84L33 85V87L30 89V90H26V89H24V88H19V90H23L24 92H29V91H33L34 93H37L39 96H43V95H45L46 93V95H45V98L46 99H48L49 97H52L53 98V96L55 95V92H57L56 90H57V88H58V86L60 87V85H61V83H62V81H61V83H58V82H56L55 81V78L57 79H60V77L62 76V74L61 75H59L58 77H57V75L55 76L54 74H52V70L50 71ZM54 70V69H53ZM56 70V69H55ZM116 70V69H115ZM201 70V69H200ZM252 70V71H251ZM61 71V70H60ZM155 71H156V69H155ZM209 71V70H208ZM215 71V70H214ZM222 71H221V73H222ZM69 72V71H68ZM95 73V72H94ZM143 73V74H144ZM161 73V72H160ZM219 73V72H218ZM234 73V72H233ZM97 74V73H96ZM99 74H100V72H99ZM145 74H144V76H145ZM158 74V72L156 71V75ZM224 74V73H223ZM255 73H253V75H254ZM8 75V76H7ZM139 75V76H138ZM161 75V74H160ZM165 74H164V76H166ZM232 75V74H231ZM260 75V74H259ZM171 76H169L170 77V79L169 80H171ZM211 76V75H210ZM234 76H235V74H234ZM245 76V75H244ZM264 76V75H263ZM5 77H7V79H6V81L8 82V83H4V82H2V81H5V80H3ZM26 78H27V76H25ZM66 77H68V76H66ZM143 77V76H142ZM161 77H162V75H161ZM230 77V76H229ZM237 77V76H236ZM239 77V76H238ZM98 78H100V77H98ZM120 78V77H119ZM159 78V77H158ZM183 78V77H182ZM57 79V80H58ZM65 79V78H64ZM143 79H144V77H143ZM154 79V78H153ZM157 79V78H156ZM163 79V78H162ZM198 78H196V80H197ZM230 79V78H229ZM61 80V79H60ZM67 80V79H66ZM152 80V79H151ZM168 80V79H167ZM225 80V79H224ZM65 81V80H64ZM99 81V80H98ZM143 81V80H142ZM154 81V80H153ZM156 82H157V80H155ZM171 81V82H172ZM179 81V80H178ZM180 81H181V79H180ZM179 81V82H180ZM48 82V81H47ZM85 82V81H84ZM127 83L128 84V86H129V89H128V92L127 93H124L123 94V91L121 90V88H119V85H120V83ZM162 82H164V81H162ZM168 82V81H167ZM178 82V83H179ZM182 82V81H181ZM180 82V83H181ZM186 82V81H185ZM113 83H115L116 85H114ZM158 83V82H157ZM165 83V82H164ZM183 83H184V81H183ZM238 83V82H237ZM4 84H5V86H4ZM9 86H8V85ZM100 84V83H99ZM155 83L153 82V85H154ZM160 84V82L158 83V85ZM163 84V83H162ZM168 84V83H167ZM172 84V83H171ZM170 84V82H169V84L168 85H171ZM174 85H176V84H174ZM188 85V84H187ZM65 86H66V84H65ZM161 86V85H160ZM162 86L164 87L163 89H162ZM161 86V88H159V89H161V91L160 90H157V92L159 93V94H157V93H152V98H151V101H152V103H154V104H156L157 106H155V108L156 107H160V110H162V112H161V114H163L164 116H165V122H169V123H166L165 124V127H167V130L166 129H164V131H165V133H166V139L169 141L168 143H169V145L168 144H166L168 147H169V151H170V153H171V147H173V146H175L176 145V143H175V137H177V136H179L177 133H176V129H175V127H176V125H178L177 123H179V122H181V120H179L178 122H176L177 121V117L178 116H180V117H182L183 118V121L185 120V119H188V120H190V118H188V115H184V114H186L187 113V111H190V112H192V113H194V114H196V115H200L201 117H202V111H201V109H200V111H198L197 109H195L194 107H192V104H188L187 102H186V100L184 99V98H181L180 96H176L175 94H169V93H167V91H165V89H166V87H165V85H162ZM233 86H234V84H233ZM239 86V85H238ZM64 87V86H63ZM68 87V86H67ZM66 87V88H67ZM73 87H74V85L72 84L71 85V90L73 89ZM179 87H181V85L179 86ZM183 87V86H182ZM185 87H186V85H185ZM188 87V86H187ZM236 87V86H235ZM12 88V87H11ZM52 88H53V90L55 91V92H53V90H52ZM65 88V89H66ZM69 88V87H68ZM68 88H67V90H68ZM189 88H191V87H189ZM234 88V87H233ZM15 89V88H14ZM18 89V88H17ZM42 89V88H41ZM43 89H44V87H43ZM235 89V88H234ZM260 90H262V89H264L263 87H260L259 88ZM18 90V91H19ZM63 90V89H62ZM88 90V89H87ZM95 90V89H94ZM103 90V92H105L104 91V89H102ZM167 90V89H166ZM185 90H187V88H185ZM184 89H183V91L181 90V93L182 92H184L185 91ZM193 90V89H192ZM229 90V89H228ZM238 90V89H237ZM86 91V90H85ZM188 91V90H187ZM194 91V90H193ZM229 91H231V90H229ZM71 92V91H70ZM112 92H114V91H112ZM152 92V91H151ZM232 92H234L233 91V89H232ZM14 93H16V92H14ZM98 93V92H97ZM108 93H109V91H108ZM148 93V92H147ZM146 93V94H147ZM181 93H179V94H181ZM196 93V92H195ZM199 94L200 93H203V91L201 90V91H199L198 92ZM36 94V95H37ZM68 94H70V93H68ZM72 94V93H71ZM70 94V95H71ZM77 94H79V93H77ZM104 94V93H103ZM128 96V97H124V96H126V95ZM166 94H169V95H172L173 97H174V99L173 98H171V97H169L168 95H166ZM187 94H189L188 92H187ZM191 94V93H190ZM189 94V95H190ZM17 95V94H16ZM20 95V94H19ZM24 95V94H23ZM22 95V96H23ZM29 95V94H28ZM27 95V96H28ZM38 95H37V97H38ZM97 95V94H96ZM111 95V94H110ZM116 95V93H114V96ZM183 95V94H182ZM194 95V94H193ZM196 95V94H195ZM198 95V94H197ZM21 96V95H20ZM26 96V95H25ZM66 96V95H65ZM75 96H77V95H75ZM79 96V95H78ZM77 96V97H78ZM161 96L163 97V98H161ZM57 97V96H56ZM55 97V98H56ZM96 97V96H95ZM99 97H100V93H99ZM149 96H148V94H147V98H148ZM185 97V96H184ZM200 96H198V98H199ZM201 97H203V96H201ZM25 98V97H24ZM45 98H43L42 100H40L39 98V100H40V102H43L44 100H45ZM52 98H50V99H52ZM186 98H187V96H186ZM242 98V97H241ZM23 99V98H22ZM49 99V100H50ZM96 99H98V98H96ZM135 99V98H134ZM191 100L193 99V98H190ZM195 99H197V97L195 98V96H194V101H195ZM53 100H54V98H53ZM104 100V99H103ZM190 100V101H191ZM234 99H232V100H230V101H233ZM48 101V100H47ZM62 101V100H61ZM71 101V100H70ZM129 101V100H128ZM127 101V103L129 104L130 102H128ZM133 101V100H132ZM200 101V100H199ZM35 102V103H34ZM50 102V101H49ZM65 102V101H64ZM91 102H93V103H91ZM91 102L88 100V104L87 105H85V106H82L81 108V110H79V111H81V113L79 112V111H77L76 109H74L73 107H72V109H66V110H64L66 107H61V106H66L65 104H61V102L58 104L57 102H55V103H51L50 104V106H49V103L47 104L46 102H43L42 104L41 103H39V102H37V101H31V100H29V102L28 103H30V105H31V109H30V106H29V108H28V112H26L25 114H27V117L26 116H24V117H26V119H28V120H25V118H23L22 119V117L20 116V118L21 119H19V118H17L18 120H8V121H6V124H5V127H6V129L5 128H2L1 126V130L3 131V130H5L4 132H2L3 133V135L2 136H0V161H3L4 162V164H0V167H2L3 168V166H4V168H3V170H4V175H0V223H2V221L4 220V218H5V215H8V216H10L8 213H7V209L10 211V212H12L11 214H14L13 212L14 211H16L17 213H19L18 211H20L22 208L24 209V210H27V211H33V209L34 208H36L35 207V200H36V198L37 197H34L35 198V200H34V198H33V196L35 195L36 196V194H38V193H40L39 192V182H40V177H42L43 179H44V182H45V179H46V181H47V183L46 184H49V186H50V188L52 187L51 185H50V183H49V178H47V174L49 175V171H50V169H51V167L55 164V163H57V161L56 160H58V161H60V163L62 162L66 167H67V169H68V171H69V176H68V178H67V180H66V185H65V188H64V190H63V195H62V197H63V199H64V205L63 204H61V205H59L58 203H56L55 205V208H57V209H59L61 212H62V217H57L58 218V220L56 221V222H53V223H56V226H57V224H59L60 222H59V220H61L62 221V219H63V216L65 217L66 215H67V213H65V209H66V207L68 208V207H71V205L69 206V201H71L72 202V200L74 199V197L76 196V197H78V194H77V188H76V183H75V181L70 177V174H78L77 173V171H80V173L81 174H93L94 172H99V171H101V170H103V169H105V167H103V165H100V160H99V156H97L96 154H94L95 155V157H96V159H98V161L95 163V164H93L94 163V161H92L93 163H90V162H87L88 160L87 159H89L90 160V155H89V151L88 150H86L85 151V153H86V155L88 156V157H85V153H82V154H79V155H81V156H83V157H85V159H83V160H78V155H77V149H66V152H65V150H64V148H65V146H68V144L67 145H64V144H66V143H62V145L60 146L61 147V153H59V152H57V149L55 150V154H54V156H52L51 158H49L48 157V153L46 154V152H48V150L47 149H49V147H52L53 146V144L54 143H57V142H51L50 141V139L51 138H55L56 137V133H57V135H63V134H67V132H63L64 131V129H63V127H62V125L64 124V122H66V123H74L75 121H77V117H78V113H80V114H82V115H84L85 117H87V118H90L91 120H93L94 122H96L97 124H99L100 125V129L102 128V132H101V134H103L104 135V137H106L108 134H107V132H108V128H110V121H109V110L108 109H106V108H104V106H102V104L104 103L102 100L101 101H94V100H91ZM225 102V101H224ZM235 102V101H234ZM233 102V103H234ZM24 103H27V102H24ZM23 103V104H24ZM126 103V104H127ZM194 104H195V106L197 105V103L196 102H193ZM22 104V105H23ZM77 104V103H76ZM185 104H187V106L185 105ZM213 104V103H212ZM240 104L241 103H237L236 104V102L234 103V104H228L227 106V108L226 109H228V108H230V109H232L233 111L234 110H237V108H239V106H240ZM153 105V104H152ZM3 106H5V105H2V106H0V108H1V112H2V107ZM91 106H94V107H96V106H98V107H100V108H104L105 109V112L104 113H98V112H92V111H94V110H96V109H91ZM6 107V106H5ZM22 107V106H21ZM27 107H28V105H27ZM189 107H191L192 108V110L189 108ZM24 108V107H23ZM37 108H39L40 109V112L38 111V109ZM152 108V110L154 109V105H153V107H151ZM150 108V109H151ZM7 109H9V108H6V110ZM76 110V111H75ZM126 110V109H125ZM152 110L150 111V112H152ZM159 110V109H158ZM15 111V110H14ZM22 111V110H21ZM136 111V110H135ZM230 111V110H229ZM76 112V113H75ZM140 112V111H139ZM146 112V111H145ZM160 112V111H159ZM158 112V113H159ZM260 112H262V111H260ZM59 113L60 114H62V115H59ZM133 113V112H132ZM148 113V112H147ZM189 113V112H188ZM23 114V113H22ZM204 114H206V113H204L203 112V115ZM226 114V113H225ZM1 115V114H0ZM4 115H5V120H7V117L10 119V117H11V115L12 114H7V113H4ZM77 115V116H76ZM162 115V116H163ZM14 116H15V114H14ZM76 116V117H75ZM129 116V115H128ZM131 116V115H130ZM133 116V115H132ZM161 116V117H162ZM205 116V115H204ZM226 116V115H225ZM252 116V115H251ZM2 117V116H1ZM0 117V118H1ZM17 117V116H16ZM92 117V118H91ZM136 117V116H135ZM134 117V118H135ZM144 117V116H143ZM146 117V116H145ZM160 117V118H161ZM180 117H178V118H180ZM185 117V118H184ZM192 117V116H191ZM206 117V116H205ZM204 117V118H205ZM257 117H260V119L258 120L257 119ZM3 118V117H2ZM129 118V117H128ZM213 118V117H212ZM225 118V117H224ZM249 118L250 119H252L250 116H249ZM72 119H74V120H72ZM192 119V118H191ZM210 119V117L207 119V121ZM216 119V118H215ZM218 119V118H217ZM133 121H134V119H133ZM139 121V120H138ZM191 121V123H193L192 125L194 126H196L197 128H199V129H201V132H203L202 130H205L206 129V127L204 128V124L206 123H202L203 125L202 126H200L199 127V123H201V122H204V121H202V120H199V119H196V123H194V122H192V120H190ZM213 121H214V119H213ZM0 122H1V120H0ZM55 123L57 126H61L62 127V131H60V127H57L56 129L54 128V126L53 125H51V123ZM3 123V122H2ZM2 123H0V124H2ZM190 123V124H191ZM251 125H253L254 126V129L253 130H249L248 131V133H249V137H250V139L249 140H244L243 139V135L240 133V134H238V133H234V130H233V127H236L235 126V122L234 121H232V120H227V121H222V123L221 122H212L211 123V125H212V129H210V134H213L214 135V140L215 141H220L221 143H226V144H228V146H230V147H232L233 146V148H238L239 150H240V152H243L241 155L243 156V158H246L244 161H242V163H243V165H242V163H241V165H242V167L241 168H243L242 170H245V168L247 167L248 169H250V165H251V163H252V159L249 157V153H248V151H250L251 152V154H252V158H253V160H254V164H257V162L258 161H260V162H264V153H262V149H261V147L259 148V146L257 147V142L255 141V139L253 138L254 136L255 137H259L260 136V131H259V129H261L262 131H264V117H261V116H259V114H257V113H255L254 114V117H253V119H252V121L251 122H249ZM22 124H30V127H23L22 126ZM95 124V123H94ZM106 124H108V126H106ZM181 124V123H180ZM32 125H35L36 127H37V131H41L42 130V127H44V130H43V135H40L37 131H35L34 130V128H33V126ZM120 125V124H119ZM191 125V126H192ZM68 126V125H67ZM71 126V125H70ZM80 127H82L83 129L85 128V126H83V122H81V124L79 125ZM130 126V123H127L126 122V120L123 122V123H121V125L120 126H118V125H115L114 127L112 126V128H114V129H118V130H122L123 128H127V127H129ZM180 126V125H179ZM179 126H178V128H179ZM207 126H210V125H207ZM75 127V126H74ZM164 127V128H165ZM182 127V126H181ZM185 126H183V129H187V127H185ZM211 127V126H210ZM193 128H195V127H193ZM219 128V132H218V134H217V130L216 129H218ZM222 128V129H221ZM77 129H78V127H77ZM76 129V130H77ZM100 129H98L99 131H100ZM209 129V128H208ZM54 130V131H53ZM96 130V129H95ZM181 130V129H180ZM189 130V129H188ZM227 131L228 132V135H229V137H232L233 136V140L234 141H229V140H226V141H223V140H225V139H222L221 138V135H222V133L220 134V132H223V131ZM66 131V130H65ZM183 131V130H182ZM187 131V130H186ZM241 131V130H240ZM253 131H254V133H253ZM63 132V134H61ZM179 132V131H178ZM236 132V131H235ZM77 132L75 131L74 133H72L71 135H69L68 136V138H66V139H69L71 136H74L75 134H76ZM1 134V133H0ZM65 134V135H66ZM68 134H70V133H68ZM67 134V135H68ZM110 134V133H109ZM112 134V133H111ZM115 134V133H114ZM176 134V135H175ZM64 135V136H65ZM106 135V136H105ZM187 135V134H186ZM226 135V134H225ZM110 136V135H109ZM117 136V135H116ZM194 136V135H193ZM61 137H63V136H61ZM221 139H220V138ZM60 138V137H59ZM59 138H58V140H59ZM64 138V137H63ZM262 138H264V137H262ZM13 139V140H12ZM113 139V138H112ZM111 138H109V137H107V138H105V140H106V145L109 147V148H111V150H112V147L114 146V143H116L115 142V140H117V139H114V140H112ZM200 139V138H199ZM206 139H208V138H206ZM205 139V140H206ZM211 139V138H210ZM232 139V138H231ZM55 140H56V138H55ZM62 140V139H61ZM57 141V140H56ZM63 141V140H62ZM64 141H65V139H64ZM63 141V142H64ZM192 141V140H191ZM204 141V140H203ZM178 142V141H177ZM186 142V141H185ZM214 142V141H213ZM69 143V142H68ZM200 143H201V141H200ZM221 143H215L216 145H212V148H211V151L212 152H210L211 154H209V155H205L204 154V157L206 158V159H208L207 160V162H208V164H212V163H214L213 162V157L215 156V153L217 152V149H218V144H221ZM246 143H248V144H246ZM181 144H182V142H181ZM193 144V143H192ZM116 146V145H115ZM182 146V145H181ZM185 146V145H184ZM220 146V145H219ZM224 146V145H223ZM56 147H58V146H56ZM106 147V146H105ZM187 147V146H186ZM190 147V146H189ZM198 147V146H197ZM199 147H200V149H201V145H199ZM198 147V148H199ZM227 146H225V148H224V150H227V151H229V149L228 148H226ZM193 148V147H192ZM195 148V147H194ZM242 148V149H241ZM253 149H255L256 151H253ZM259 149V150H258ZM166 150H167V148H166ZM235 150V149H234ZM242 150H244V151H242ZM248 150V151H247ZM193 151V150H192ZM199 151V150H198ZM233 151V150H232ZM201 153V152H200ZM203 153V152H202ZM258 153L261 155H263L262 157H259V155H258ZM195 154V153H194ZM46 155V156H45ZM159 155V154H158ZM200 155V154H199ZM240 155V156H241ZM197 156V155H196ZM200 156H202V155H200ZM221 156V155H220ZM162 157V156H161ZM164 157V156H163ZM219 157V156H218ZM160 158V157H159ZM202 158H203V156H202ZM210 158H213L212 159V161L210 160ZM260 160H259V159ZM165 159V158H164ZM176 159V158H175ZM204 159V158H203ZM32 161V163L28 166V167H26V168H23V169H21V168H19V167H17L16 166V163H17V161L18 162H20V163H22V164H27L29 161ZM52 160V161H51ZM161 160H162V158H161ZM177 160V159H176ZM215 160V159H214ZM220 160V159H219ZM51 161V162H50ZM72 161H74V163L72 162ZM179 161V160H178ZM191 161V160H190ZM36 162V163H35ZM50 162V164L49 165H47L48 163ZM78 162H80L79 164H78ZM85 162V163H84ZM111 162H112V156L110 157V159H109V156L107 157V161L105 162L106 163V166H107V164H109L108 166H110V164H111ZM196 162V161H195ZM82 163V164H81ZM62 164V165H63ZM177 164V163H176ZM191 165V164H190ZM74 166V167H73ZM179 165H175V163H172L170 160H169V167H170V170H171V172H175V174H179L177 171L179 170V168L181 167H178ZM192 166V165H191ZM224 166V165H223ZM5 167H7V168H5ZM38 167H42V169L40 170V169H38ZM2 168H0V169H2ZM192 168V167H191ZM258 167H257V165H254L253 166V172L255 173V171H256V169H257ZM127 169V168H126ZM173 169V170H172ZM181 170V169H180ZM202 170V169H201ZM223 169H221L220 171H222ZM116 171H117V169H116ZM183 171V170H182ZM232 171V170H231ZM237 171V170H236ZM30 172H32L33 174H37L36 176H33L32 174H30ZM113 172V171H112ZM111 172V173H112ZM188 172H190V171H188ZM199 172H200V170H199ZM224 172H227V171H223L222 172V174L224 173ZM233 172H234V169H233ZM241 172V174L243 173L242 171H240ZM240 172H238V173H240ZM249 172V171H248ZM263 172V171H262ZM115 173V172H114ZM195 173V172H194ZM194 173H192V174H194ZM229 173V172H228ZM232 173V172H231ZM247 173V172H246ZM264 173V172H263ZM263 173L262 174H252L251 173V177H256L257 175L259 176V178H260V181H259V185H261V186H259L260 188H259V192H261V194H262V191H264V175H263ZM113 174V173H112ZM168 174V173H167ZM181 174V173H180ZM191 174V173H190ZM230 174V173H229ZM160 175V174H159ZM176 178V180H177V186H178V188H179V193L181 192L180 191V187H182V183L179 185V181H180V178H179V176H176V175H174ZM31 177V178H30ZM159 177V176H158ZM202 177V176H201ZM212 177V176H211ZM210 176L209 177H205V178H207L208 180H215V177L216 176H213L212 178H211ZM250 177V178H251ZM149 178H150V176L148 175L146 178H144V181H148V186H149V188H150V186H153L154 187V189H152V190H150V189H148V190H144L145 191V193H146V197H149V198H151L153 201H154V204H156L157 205V212H159L160 213V216H161V221H163V222H160V219H159V221H158V218H157V220L156 221H158V222H160V226H164V224L163 225H161V223H165V219H163V212L165 211V209L167 208V207H170L171 208V204H170V202L172 201L169 197H168V190L167 189H162L163 191H161V188H163L164 186H166V187H170V183H168L169 182V180H168V178L167 177H165L164 179H163V181L161 182V181H159V180H157V181H152L151 182V180H149ZM245 178H247V177H245ZM18 179H28V181H30V182H28V186H25V184H24V186L25 187H22V183H20V181H22V180H18ZM220 179V178H219ZM121 180H123V179H121ZM241 180V179H240ZM239 180V181H240ZM247 180V179H246ZM259 180V179H258ZM24 181V180H23ZM41 181H43V180H41ZM204 181V180H203ZM216 181V180H215ZM220 181V180H219ZM230 181V180H229ZM242 181V180H241ZM25 182V181H24ZM23 182V183H24ZM43 182V183H44ZM72 182V184L71 185H69L70 183ZM122 182V181H121ZM245 182V181H244ZM253 182V181H252ZM258 182V181H257ZM34 185H33V184ZM185 183V182H184ZM219 183V182H218ZM223 183V182H222ZM41 184H42V182H41ZM202 184V183H201ZM216 184V183H215ZM250 185H252V183L250 182L249 183ZM27 185V184H26ZM44 185V184H43ZM160 187V189H158ZM187 187V186H186ZM195 187V186H194ZM252 187H253V185H252ZM43 188H45V187H42V189ZM45 189H47V188H45ZM52 189H53V187H52ZM97 189H99V190H101L99 187H97L96 188V191L93 193V194H95L96 192H97ZM145 189V188H144ZM250 189V188H249ZM29 190H30V192H29ZM41 190V189H40ZM172 190H174V189H172ZM182 190V189H181ZM184 190V189H183ZM195 190V189H194ZM242 190H244V189H242ZM45 191V190H44ZM44 191H43V193H44ZM48 191V190H47ZM216 191V190H215ZM228 191H231L229 188H228V186H227V189L224 191V193H227ZM252 191V190H251ZM172 192H174V191H172ZM201 192L202 191H199V193H195V194H197L195 197H200V194H201ZM210 192V191H209ZM234 192H235V194H237V201H239L238 203H233V202H235V201H233V202H231V201H229V200H227V198H226V200H225V203H223V204H225L226 205V207L228 208V210H230V209H232L234 206H240L241 207V205L242 204H245V206L247 207V209L249 208V207H254L255 208V205H254V201H251V202H244V200H245V197L243 196V199L244 200H242L241 199V197L239 196V193L236 191V190H234ZM233 192V193H234ZM183 193V192H182ZM181 193V194H182ZM186 193H187V191H186ZM204 193V192H203ZM206 193V192H205ZM216 193V192H215ZM47 194H48V192H47ZM159 194V195H158ZM211 194V196H212V193H210ZM213 194H214V192H213ZM261 194L259 193V195L261 196ZM45 195V194H44ZM86 197H90V196H92V194H89V193H86ZM157 197H155V196ZM175 195V194H174ZM183 195V194H182ZM194 195V194H193ZM193 195H192V203L193 202H196L195 200H194V198H193ZM203 195V194H202ZM201 195V196H202ZM251 195V194H250ZM38 196V195H37ZM49 196V195H48ZM55 196V195H54ZM152 196H154V197H152ZM210 196V197H211ZM216 196V195H215ZM252 196V195H251ZM57 198L59 197V195H57L56 196ZM171 197V196H170ZM188 197V196H187ZM207 197H209V196H207ZM207 197H205V198H207ZM220 196H218V198H219ZM228 197H229V195H228ZM230 197H233V196H230ZM264 197V196H263ZM50 198V197H49ZM48 198V199H49ZM177 198V197H176ZM202 198V197H201ZM201 198H199V200H201V202H202V204L203 205H205V207H203L202 209H209L208 208V206L209 205H211L213 202H212V200H210L209 198V200L210 201H206V200H208V199H206L204 202L202 201V199ZM204 198V199H205ZM253 198H255V197H253ZM46 198H44V200H45ZM55 199V198H54ZM197 199V198H196ZM216 199V198H215ZM248 198H246V201H248L247 200ZM52 201H53V197H52V199H51ZM83 200V199H82ZM157 200L159 201V202H157ZM213 200H214V198H213ZM262 200V199H261ZM182 201H184L185 202V199H183V197H182ZM218 200H214V203H216ZM221 201H223V200H221ZM49 202H51L50 200H49ZM57 202V201H56ZM86 202H87V200H86ZM200 202V203H201ZM261 202H263L264 203V200H262ZM38 203V202H37ZM39 203H40V200H39ZM43 203V202H42ZM46 204V203H45ZM44 204V205H45ZM53 204V203H52ZM51 204V205H52ZM159 204H160V207H159ZM202 204H200L201 205V207H202ZM219 204V203H218ZM49 205V204H48ZM75 205V204H74ZM73 205V206H74ZM261 205V204H260ZM40 206V205H39ZM41 206H43V205H41ZM40 206V207H41ZM46 206V205H45ZM66 206V207H65ZM86 206V205H85ZM181 206V205H180ZM193 206V205H192ZM17 207H18V209H17ZM54 207V206H53ZM52 207V208H53ZM186 207V206H185ZM189 207V206H188ZM43 207H41L40 209H42ZM49 208V207H48ZM73 208V207H72ZM193 208V207H192ZM191 208V210H193ZM220 208V207H219ZM222 208V207H221ZM51 209V208H50ZM200 209V208H199ZM202 209H200V210H202ZM225 209V208H224ZM23 210V211H24ZM37 210V209H36ZM48 210V209H47ZM199 210V211H200ZM218 210V209H217ZM233 210H240L238 207H235V208H233ZM22 211V210H21ZM57 211V210H56ZM185 211V210H184ZM196 211V210H195ZM219 211V210H218ZM15 212V213H16ZM25 213H26V211H24ZM23 212V213H24ZM30 212H28V213H30ZM34 212V211H33ZM171 212V211H170ZM198 211H196L195 212V214L197 215L198 213H200V212H198ZM220 212V211H219ZM224 212H225V210H224ZM223 212V213H224ZM39 213V212H38ZM20 214V213H19ZM22 214V213H21ZM41 214V213H40ZM42 214H43V212H42ZM44 214H45V212H44ZM51 214H53V212L51 213ZM23 215H25V214H23ZM34 215V214H33ZM38 215V214H37ZM47 215H49V212H48V214H46V216ZM186 215V214H185ZM215 215V214H214ZM35 216V215H34ZM40 216V215H39ZM52 216H55L56 217V215L54 214V215H52ZM52 216L50 217V216H48V217H50L51 219H53L52 218ZM151 216V215H150ZM154 216V215H153ZM184 216V215H183ZM216 216V215H215ZM214 216V217H215ZM25 217H26V215H25ZM28 217L29 216H27L26 218L28 219ZM42 217H43V215H42ZM191 217V216H190ZM211 217V216H210ZM256 217V216H255ZM258 217V216H257ZM14 218V217H13ZM12 218V219H13ZM23 219H24V216L22 217ZM44 218V217H43ZM42 218V219H43ZM192 218V217H191ZM227 218V217H226ZM259 218V217H258ZM19 219V218H18ZM17 219V220H18ZM36 219H37V217H36ZM40 219H41V217H40ZM41 219V220H42ZM55 219V218H54ZM67 219V218H66ZM185 220H187V218L185 217L184 218ZM230 219V218H229ZM16 220V221H17ZM20 220V219H19ZM30 220V219H29ZM40 220V221H41ZM43 220H45V219H43ZM117 220V219H116ZM122 220V219H121ZM121 220H120V222H119V227L117 228V229H119L120 227H121ZM148 220V219H147ZM193 220V219H192ZM210 220H211V218H210ZM14 221H15V219H14ZM25 221H26V219H25ZM24 221V222H25ZM32 221H34L33 220V216H32V219H31V221L30 222H32ZM53 221V220H52ZM119 221V220H118ZM156 221H155V224H156ZM171 220H169V222H170ZM19 221H17V223H18ZM23 222V221H22ZM23 222V223H24ZM29 222V221H28ZM44 221H42L41 222V224L43 223ZM166 222H168V221H166ZM173 222V221H172ZM176 222V221H175ZM184 222V221H183ZM236 222H238V221H236ZM3 223H5L4 221H3ZM88 223H90V222H88ZM152 223V222H151ZM7 224V223H6ZM25 224V226H27V224L26 223H24ZM30 224V223H29ZM33 224V223H32ZM35 224V223H34ZM33 224V225H34ZM44 224V223H43ZM63 224H65V223H63ZM91 224V223H90ZM89 224V225H90ZM124 224V223H123ZM148 224V223H147ZM154 224V225H155ZM169 224V223H168ZM187 224V223H186ZM197 225H198V223H196ZM1 225V224H0ZM9 225V226H8ZM8 225H7V229L6 228H2L1 230L2 231H4V234H5V231H13V230H16L17 228L12 224V222H9L8 223ZM17 226H19L18 224H16ZM23 225V224H22ZM31 225V224H30ZM36 225V224H35ZM53 225V224H52ZM55 225V224H54ZM60 225H61V223H60ZM80 225V224H79ZM191 225V224H190ZM189 225V226H190ZM208 225V224H207ZM56 226H52V227H56ZM91 226L92 225H90V229H91ZM170 226V225H169ZM199 226V225H198ZM214 226V225H213ZM20 227V226H19ZM27 227H29V226H27ZM36 227V226H35ZM34 227V228H35ZM43 227H44V225H43ZM47 227V223H45V227L44 228H46ZM73 227H77V224H74V226ZM117 227V226H116ZM168 227V226H167ZM175 227V226H174ZM183 227V226H182ZM221 227V226H220ZM1 228V227H0ZM16 228V229H15ZM39 229L41 228V227H38ZM44 228H43V230H44ZM49 228V227H48ZM62 228H63V226H62ZM79 228V227H78ZM163 228V227H162ZM31 229V228H30ZM42 229V228H41ZM56 229V228H55ZM55 229H54V232H55ZM61 229V226H60V228H59V230ZM116 229V230H117ZM224 229H225V226H224ZM0 230V231H1ZM26 230V229H25ZM38 230V229H37ZM68 230V229H67ZM73 230V229H72ZM92 230H95L94 228L92 229ZM183 230H185V229H183ZM197 230V229H196ZM1 231V232H2ZM18 230H16V232H17ZM31 231V230H30ZM29 231V232H30ZM36 231V230H35ZM42 231V230H41ZM57 231V230H56ZM61 232H63V230H60ZM127 231V230H126ZM1 232H0V234H1ZM14 232V231H13ZM15 232V233H16ZM28 232V231H27ZM38 232V231H37ZM60 232V233H61ZM70 232V231H69ZM124 232V231H123ZM162 232V231H161ZM191 232V231H190ZM9 233V232H8ZM19 233H22V232H19ZM43 233V232H42ZM44 233H45V230H44ZM44 233H43V235H44ZM47 233V232H46ZM119 233H120V231H119ZM129 233V232H128ZM131 233V232H130ZM10 234V233H9ZM12 234V233H11ZM51 234H52V232H51ZM66 234H67V232H66ZM73 234V238L71 239V237H70V235H68L70 238L69 239H71L70 241H69V244H70V246H69V248H62V250H63V252H60L59 253V250H57V248L55 249V251H54V255L53 254H51V255H53V256H51L52 258V262L53 263H56V264H58V262L60 263V264H67L66 262H64V259H60L61 258V256H63V255H67V254H69V253H71L73 256H75V255H77V256H79L78 255V253L80 254V251L82 250L80 247H81V245H82V243L84 242V233H83V230L82 229H77L76 228V230H75V232H72L71 233V235ZM121 234V233H120ZM20 235V234H19ZM40 236H41V234H39ZM46 235V234H45ZM45 235H44V237H45ZM178 235V234H177ZM1 236V235H0ZM13 236V235H12ZM38 235L37 234H33V232L31 231V235H30V237L32 238V240L34 241L35 240V238L37 237ZM48 236V235H47ZM46 236V237H47ZM61 236H62V233H61V235H60V238H61ZM64 236V235H63ZM128 236V235H127ZM10 237V236H9ZM16 237V236H15ZM23 237H24V233H23ZM29 237V236H28ZM43 237V236H42ZM75 237H77V238H75ZM135 237V236H134ZM6 238V237H5ZM8 238V237H7ZM17 238V237H16ZM25 238H27V237H25ZM48 238V237H47ZM47 238H46V240H47ZM55 238V237H54ZM59 238V239H60ZM65 238V237H64ZM66 238H67V236H66ZM140 238V237H139ZM145 238V237H144ZM173 238V237H172ZM2 239H4V238H2ZM9 239V238H8ZM11 239V238H10ZM22 239V238H21ZM29 239V238H28ZM50 239V238H49ZM58 239V238H57ZM56 239V240H57ZM145 239H147V238H145ZM176 239V238H175ZM12 240H14V242L16 241V239H12ZM20 240V239H19ZM30 240V239H29ZM44 240V239H43ZM42 240V238L40 239V241L39 242H41V241H43ZM94 241H95V239H93ZM141 240V239H140ZM214 240V239H213ZM18 241V240H17ZM56 242V241H55ZM175 242V241H174ZM0 243H1V240H0ZM6 243H10L9 242V240L7 241H3V244L6 246V247H8L7 246V244ZM17 243V242H16ZM34 243V242H33ZM38 243V242H37ZM46 243H49L48 241H46ZM50 243H51V241H50ZM141 243V242H140ZM148 243V242H147ZM151 243H152V246H154V244H155V241L153 240V241H151ZM56 244H59V242H56ZM174 244V243H173ZM46 246H48V244H45ZM62 246H63V244H61ZM146 245V244H145ZM183 245V244H182ZM2 246V247H1ZM13 246V245H12ZM17 246H21V244L19 245V244H17ZM37 246H39V244L38 245H36V244H32L30 241H27V240H25V239H23V247H24V249H26V248H29V251H31L32 253L33 252H35L36 250H37ZM50 246V245H49ZM175 246V245H174ZM10 247V246H9ZM9 247H8V249H7V251H9ZM22 247V246H21ZM39 247H41V246H39ZM57 247V246H56ZM94 247V250H92L91 252L94 254V257L95 256H99L100 258L102 257V254L101 253H99V252H97V251H95L97 248H96V246H93ZM172 247V246H171ZM0 248H3V245L2 244H0ZM5 248V247H4ZM3 248V249H4ZM45 247L42 245V249H44ZM96 248V249H95ZM155 248V247H154ZM3 249L2 250H0V251H2V253H0V264H9V260H8V258L7 259H3V260H1V258L3 257L4 258V256H3V253H5L6 254V252H4L5 251V249H4V251H3ZM17 248H15V249H13V251H15ZM21 249V248H20ZM49 249V248H48ZM52 249H54V248H52ZM59 249H60V247H59ZM89 249H92V248H89ZM125 249V248H124ZM139 249H140V244H139ZM138 249V250H139ZM173 249V248H172ZM176 249V248H175ZM174 249V250H175ZM41 250V249H40ZM121 250V249H120ZM120 250H118V251H120ZM173 250V251H174ZM180 250V249H179ZM11 251V250H10ZM61 251V250H60ZM88 251L89 250H87V251H84V253H83V255H85V253H88ZM104 251V250H103ZM153 251V250H152ZM20 252V251H19ZM24 252V251H23ZM27 252V251H26ZM41 252H42V254L44 255V256H50V252L52 253V251H47V253L48 254H46V252H44L43 250H41ZM97 252V253H96ZM120 252H122V251H120ZM9 255H10V253L9 252H7ZM106 253V252H105ZM15 254V256L17 255V253L15 252L14 253ZM19 254V253H18ZM222 254V253H221ZM13 255V254H12ZM32 255V254H31ZM35 255V254H34ZM41 255V254H40ZM170 255V254H169ZM11 256V255H10ZM9 256V257H10ZM20 256H22V255H20ZM19 256V257H20ZM97 256V257H98ZM136 256V255H135ZM220 256V255H219ZM6 257H7V254H6ZM5 257V258H6ZM19 257H18V259H19ZM33 257V256H32ZM35 257V256H34ZM40 257V256H39ZM42 257V256H41ZM40 257V258H41ZM67 257H69V256H67ZM76 257V256H75ZM148 257H149V253L147 254V256H146V258L145 259H143V264H145V262L147 263V261H148ZM159 257V256H158ZM218 257V256H217ZM223 257V256H222ZM23 258L25 259V257L23 256ZM22 258V259H23ZM28 258V257H27ZM44 258V257H43ZM46 258V257H45ZM50 258V257H49ZM170 258V257H169ZM13 259V258H12ZM12 259H10V261L12 260ZM18 259H16V260H18ZM21 258L19 259V261L20 260H22ZM23 259V260H24ZM37 259H39L38 258V255H37ZM42 259V258H41ZM158 259V258H157ZM161 259V258H160ZM173 259V258H172ZM228 259V258H227ZM235 259H239V258H235ZM31 260V259H30ZM36 259H34V261H35ZM43 260V259H42ZM46 261H47V258L45 259ZM106 260V259H105ZM139 260L141 261V255H139ZM174 260V259H173ZM200 260V259H199ZM14 261V260H13ZM32 261V260H31ZM41 261V260H40ZM40 261H38L39 263H40ZM50 261V260H49ZM78 261H80V259H78L77 258V260L76 261H74L75 263L74 264H77L78 263ZM119 261H120V259H119ZM196 261V260H195ZM214 261H215V258H214ZM223 261V260H222ZM15 262V261H14ZM26 261H24V263H25ZM33 262V261H32ZM69 262V261H68ZM94 261H92V263H93ZM100 262V261H99ZM197 262V261H196ZM249 262V261H248ZM11 263H12V261H11ZM23 263V262H22ZM47 263H49V262H47ZM69 263H71V262H69ZM125 263V262H124ZM123 263V264H124ZM199 263H200V261H199ZM202 263V262H201ZM200 263V264H201ZM209 263V262H208ZM216 263V262H215ZM238 263V262H237ZM19 264H21V262H19ZM26 264V263H25ZM34 264V263H33ZM43 264H44V262H43ZM94 264V263H93ZM99 264V263H98ZM134 264H136V262H134ZM141 264V263H140ZM159 264V263H158ZM195 264V263H194ZM198 264V263H197ZM240 264V263H239Z\"/></svg>",
    "mask_w": 264,
    "mask_h": 264
},
{
    "label": "water",
    "instance_id": "3",
    "mask_svg": "<svg viewBox=\"0 0 264 264\" xmlns=\"http://www.w3.org/2000/svg\"><path fill=\"white\" fill-rule=\"evenodd\" d=\"M160 5H161V0H153L152 7H159ZM20 9H21V5L17 4V5H14L13 7H11L9 11L0 15V25H2V23H9V24L16 23L18 20V17H19ZM95 10H96V8L94 6H88V8H87V12L94 13ZM186 13H188L190 15H185ZM176 15H177V18H179L181 20H186V19H189L192 17V12L185 9V8H181L177 11ZM48 19H51V21H52L51 36L46 34V31H45V29H46L45 22ZM169 21H170L169 17H167L165 15H157L153 18L151 25H152V27L164 28L169 23ZM58 25H63V18L60 17L56 21H54L48 14H44L43 16H41L39 18L37 29H36V33L39 34L40 36H44L45 38H48L47 40L51 41V44L56 49H57V37H56L55 32H56V28ZM149 25H150V21L145 19V18H140V19L136 20L135 22H133V26L136 28H147V27H149ZM101 29H103V31H101ZM96 32L100 36L106 34V30L104 29L103 26H100V25L96 28ZM53 37H54V39H53ZM58 51H60V49H58ZM28 55H30V51H26V56H28ZM130 60H131V62H134V63L140 61V57L138 56L136 51H132L130 53ZM120 68H122V67H120ZM37 74L45 80L47 78H49V74L47 72V69L44 67L39 68ZM21 76H23L25 78L27 83L20 80ZM117 78H119V73L115 72V71L112 72L109 76L110 81H113L114 79H117ZM28 84H31V82L25 77V75L23 73H19L11 79V85L14 88L24 87L26 90H30L32 88V86L29 87ZM120 88L124 93H127L128 89H127L126 84L121 83ZM262 93H264V89H262ZM95 96L97 98V97H99V94H97ZM211 148H212V145L210 142H204L201 146V149L205 153H210ZM90 160L95 161L96 160L95 155H90ZM58 167L62 168L64 170V174L62 175L60 183H58L57 178H54V176H53V173L55 172V170ZM0 173H3L2 175H4V170L0 169ZM68 176H69L68 169L65 166H63L61 163L57 162L51 167V169L49 171V175H48L49 183L51 185H53L54 187L62 189L66 185L65 183H66ZM95 191H96V188L94 186H92L89 188L88 193L93 194ZM77 264H93V263L90 259H83V260L79 261Z\"/></svg>",
    "mask_w": 264,
    "mask_h": 264
},
{
    "label": "flooded vegetation",
    "instance_id": "4",
    "mask_svg": "<svg viewBox=\"0 0 264 264\" xmlns=\"http://www.w3.org/2000/svg\"><path fill=\"white\" fill-rule=\"evenodd\" d=\"M107 1L108 0H106V4H107ZM123 1V2H122ZM121 3H122V5H123V7H124V12H122V13H119L121 16H120V18L122 19V17L123 16H125V15H123V13H125V11H127L129 8H130V6H131V3L128 1V3H127V0L125 1V0H121ZM127 3V4H126ZM94 4H90V5H88V6H93ZM125 5H126V7L128 8V9H126L125 8ZM14 6V5H13ZM87 6V7H88ZM87 7H86V10H85V13L87 14V17L88 18H94V17H96V16H98L99 15V9H97V7L96 6H94L95 8H96V10H95V12L94 13H91V12H87ZM104 8V7H103ZM105 8H107V9H109L106 13L104 12V10H103V14H101V15H99V19L102 21V25H100V26H105L106 27V34H104V35H101V37H99V36H97L96 34H95V36H97V39H103V38H106V39H108L109 38V34H110V29L108 28V25H107V22L108 23H110L109 21H108V19H115V17L117 16L116 14H112V13H110L109 11H110V6L107 4L106 5V7ZM98 12V13H97ZM109 13V14H108ZM43 14H45V13H43ZM43 14H42V16H43ZM46 14H49V13H46ZM105 14H107L108 16H106ZM110 14H112V15H110ZM50 15V14H49ZM41 17V16H40ZM50 17H52V19L54 20V21H56V19H58V17L57 18H54L52 15H50ZM63 18L62 16H59V18ZM108 17V18H107ZM137 20H138V18H137ZM153 20V19H152ZM63 21H64V19H63ZM136 20H132V22H131V26H132V28L134 27L133 26V22H135ZM64 25V24H63ZM63 25H61V26H63ZM60 25H58V27L60 28L61 27ZM97 26H99V25H97ZM103 26V27H104ZM57 29V28H56ZM135 29V28H134ZM115 30V38L117 37V34H118V32H119V29H114ZM109 33H108V32ZM97 33V32H96ZM55 34H56V32H55ZM45 38V37H44ZM46 40H47V38H45ZM48 42V41H47ZM49 43V42H48ZM50 43H51V41H50ZM133 51H136V50H133ZM137 52V51H136ZM131 53V51L129 52V54ZM138 54V53H137ZM138 56H139V54H138ZM128 60H129V58H128ZM129 62H130V60H129ZM131 63V62H130ZM132 64H134V62L132 63ZM120 65V67H122V65H123V63H120L119 64ZM119 65H118V69H121V68H119ZM125 67V66H124ZM45 68V67H44ZM118 69H116V70H114L115 72H118L117 70ZM121 70H123V69H121ZM114 71H112V72H114ZM47 72H48V74H49V71H48V69H47ZM112 72H110V74L112 73ZM23 74H24V72H22ZM38 73V72H37ZM119 73V72H118ZM122 72H120L119 73V77L120 78H117V80H120L121 78H122V74H121ZM110 74L108 75V77H107V81H108V78H109V76H110ZM17 75V74H16ZM25 76H27L26 75V73L24 74ZM38 75V74H37ZM15 76V75H14ZM13 76V77H14ZM27 79H28V77H27ZM109 82V81H108ZM122 83V82H121ZM121 83H120V85H121ZM124 84H126V86H127V89H129V86H128V84L127 83H124ZM120 85H119V88H120ZM128 92V91H127ZM97 94H99V93H97ZM96 95V93L94 94V96Z\"/></svg>",
    "mask_w": 264,
    "mask_h": 264
},
{
    "label": "crops",
    "instance_id": "5",
    "mask_svg": "<svg viewBox=\"0 0 264 264\" xmlns=\"http://www.w3.org/2000/svg\"><path fill=\"white\" fill-rule=\"evenodd\" d=\"M104 7H106L105 4H104ZM178 10H179V9H178ZM178 10H177V11H178ZM176 13H177V12H176ZM163 15H165V16L171 18L168 14H163ZM154 17H155V16H154ZM154 17H153V18H154ZM81 18H82V17H81ZM81 18H80V19H81ZM176 19H178V18H177V15H176ZM119 20H121V18H119ZM116 21H117V20H116ZM101 25H102V24H101ZM107 25H109L108 22H107ZM103 26H104V25H103ZM104 28H106V27L104 26ZM133 28H135V29H137V30H145V28H140V29H139V28H136V27H133ZM147 28H149V27H147ZM147 28H146V29H147ZM152 28L160 29L161 27H159V28H158V27H152ZM161 29H164V28H161ZM83 34H84V33H83ZM95 34H96L97 36L101 37V36L98 35L97 33H95ZM105 45H106V46H105ZM158 45H160V44H158ZM102 47H103L105 50H106L107 48H110L109 46L107 47V43H102ZM77 50H78V49H77ZM133 50H134V49H133ZM133 50H132V51H133ZM73 51H74V50H73ZM132 51H131V52H132ZM107 52L110 53V52H115V51H113V50L110 48V50L107 49ZM87 53H88V52H87ZM118 54H121V52H117V55H118ZM126 56H128V53H127ZM125 59H126V58H125ZM129 60H130V54H129ZM140 61H141V60H140ZM140 61H139V62H140ZM130 62H131V60H130ZM131 63H133V62H131ZM135 64H138V63H135ZM115 69H116V68H115ZM115 69H114V70H115ZM111 72H112V71H111ZM138 74H139V73H138ZM138 76H139V75H138ZM127 91H128V90H127ZM259 131H260V133H261L260 136H259L258 138L254 136L253 138H254L255 141L257 142V147L259 146V148H260V147L262 148V144H263V143L260 142V139H261L262 137H264V131H262L261 129H259ZM262 139H264V138H262ZM253 151H256V150L253 149ZM259 162H260V161H259ZM254 165H257V167H258V164H253V162L251 163L250 166L253 168ZM263 165H264V162H263ZM66 168H67V167H66ZM16 253H17V255H16L15 257H17V259H18V257H19L21 254H20L19 252H16ZM18 253H19V254H18ZM20 257H21V256H20ZM20 257H19V259H20ZM51 258H52V257L48 258V260H50Z\"/></svg>",
    "mask_w": 264,
    "mask_h": 264
},
{
    "label": "snow or ice",
    "instance_id": "6",
    "mask_svg": "<svg viewBox=\"0 0 264 264\" xmlns=\"http://www.w3.org/2000/svg\"><path fill=\"white\" fill-rule=\"evenodd\" d=\"M185 15H190L188 13H186ZM46 34L50 35L51 36V33H52V21L51 19H48L46 22ZM101 31H103V29H101ZM54 39V37H53ZM20 80L27 83V81L25 80V78L23 76L20 77ZM29 87H31L32 85L31 84H28ZM210 150V149H209ZM3 173H0V175H2ZM64 174V170L62 168H57L55 170V172L53 173V176L54 178H57V182L60 183L61 182V178H62V175Z\"/></svg>",
    "mask_w": 264,
    "mask_h": 264
}]
</instances>
